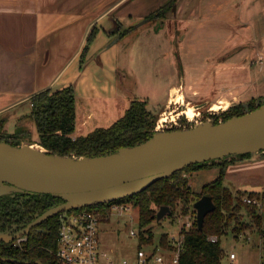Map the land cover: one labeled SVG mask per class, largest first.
I'll return each mask as SVG.
<instances>
[{"label":"crops","instance_id":"crops-1","mask_svg":"<svg viewBox=\"0 0 264 264\" xmlns=\"http://www.w3.org/2000/svg\"><path fill=\"white\" fill-rule=\"evenodd\" d=\"M131 1L0 0V132L15 134L28 130L34 143L38 142L30 117L29 95L46 86L73 85L76 134L88 132L90 119L96 111H101L102 116L106 114L96 105L97 101L105 104V110L113 107L116 99L124 104L129 97L118 93L117 43L113 38L118 29L133 28L125 25L120 15L121 8ZM220 14H227L229 20L237 16L242 28L250 29V36L239 33L241 40L235 46L241 48V53L236 56L233 50L212 63L210 59L205 60V71L201 74L210 77L200 89L183 82L182 78L176 84L171 83L165 98L168 103L177 99L184 102L179 92L182 84L203 96L212 92L204 98L214 110L264 94V0L180 1L174 5L171 16L160 21L162 25L169 22L172 35L168 33L163 38L162 52L156 51L153 56H175L168 50L174 47V41H183L201 25L207 28L209 20ZM228 23L223 19L227 29L236 26ZM93 28H96L95 36L87 43ZM122 33L123 30L120 36L126 34ZM85 46L87 50L82 55ZM176 49L179 50V43ZM218 91L221 92L219 96ZM186 103L185 110H193L189 99ZM30 122L33 126L28 129ZM218 173V166L196 169L190 175L189 185L198 192ZM225 179L241 190L244 185H264V151L229 163L225 167Z\"/></svg>","mask_w":264,"mask_h":264},{"label":"trees","instance_id":"trees-1","mask_svg":"<svg viewBox=\"0 0 264 264\" xmlns=\"http://www.w3.org/2000/svg\"><path fill=\"white\" fill-rule=\"evenodd\" d=\"M174 0L149 12V18L165 17ZM129 29H123V34ZM121 31V29H119ZM96 33L93 28L88 35L90 43ZM87 46L83 48L85 54ZM31 102L30 117L33 119L38 134V145L50 153L75 157L95 156L116 151L122 146H130L145 141L155 132L157 120L156 111L150 109L147 101L133 98L124 112L108 126H97L86 133L76 134L75 91L73 85H66L53 90L46 86L29 95ZM264 102L262 96L250 98L246 102L233 104L215 115L212 122L223 121L234 115H241L256 108ZM170 130V129H169ZM13 145L22 144L23 140L32 142V134L21 130L15 134L0 132V141ZM251 153L231 154L222 158L201 161L184 166L174 171L170 176L160 178L144 189L116 201L135 206L138 210L140 235L138 247L151 243L153 231L151 222L156 220L157 209L168 205L170 217L183 216L189 208L196 213L194 202L202 195L211 196L215 208L208 212L199 228L196 219L188 227L182 226L184 233L183 245L179 252L178 264H224L222 259L225 251L221 245V237L228 231L230 221L236 224L231 231L240 232L248 228L250 223L258 228L262 224V214L253 202L243 200V195L264 200V186L259 191L232 190L224 184L225 167L236 159L250 156ZM231 157V158H229ZM229 158V159H228ZM218 166V175L203 184L198 192L191 190L189 185L192 171L208 166ZM59 196L50 193L28 191H10L0 195V231L13 234L21 230L36 215L47 208L62 202ZM112 202L87 206L89 209L100 210L107 215ZM83 207L72 208L80 209ZM69 209L68 211H71ZM59 216L56 213L34 225L29 232L17 241L0 240V264H59L55 257V248L59 234ZM250 222V223H249ZM216 239L211 240L210 236ZM175 249L170 235L162 232L156 244L147 251L152 255L159 251L165 256ZM8 258V259H7ZM39 261V262H38ZM41 262V263H40Z\"/></svg>","mask_w":264,"mask_h":264},{"label":"rangeland","instance_id":"rangeland-1","mask_svg":"<svg viewBox=\"0 0 264 264\" xmlns=\"http://www.w3.org/2000/svg\"><path fill=\"white\" fill-rule=\"evenodd\" d=\"M169 1L171 0H133L121 8V20L125 25L133 26V28L129 29L123 36H120V31H117V35L113 40L117 43L118 93L129 98L124 104H121L118 99L114 100L112 102L114 106L106 107L107 110H105L104 103L100 104L97 101L96 105L102 107L106 114L102 116L101 111H96L90 119V126L87 131L96 126H108L111 124L124 112L129 101L133 98L145 99L148 107L156 111L157 120L155 126L159 118L162 120L159 123L160 128H156L157 130H173L191 127L205 121L212 122L215 118L214 116L219 115L224 110L210 108L211 104L208 101L201 107H195L194 105L197 103L206 102L205 96H211L212 92H206L203 96V93H195L191 90L192 87H188L185 84L179 86V92L183 95L184 102H179L177 99L176 102L168 103L165 99L169 89L168 86L171 83H178L182 78L183 82H190L198 89L202 88L210 77L201 74V72L205 71L203 70L205 60L210 59V63H212L219 60L220 56H225L233 50V54L238 56V53H241V48L235 45L238 40H241L238 39L239 33L243 32L244 36H250V29L242 28L241 24L236 20L237 16L231 17L229 20V18L227 19V14H220L209 20L207 28L201 25L194 29L193 33L183 41H174V47L168 50L175 56H153L156 51L162 52L163 42L165 41L163 38H166L168 33H170V36L172 35V31L168 29L170 26L169 22L165 21L163 24L165 26H163L160 21L167 16H171L174 5L182 0H174L164 18H149V13L145 16L144 14L149 10L153 11L165 5ZM147 17V20L137 25L138 22ZM223 19L225 22L228 21V24L235 23L236 26L227 29L223 26ZM177 43H179V50L176 49ZM157 44H160V46H157ZM169 65L170 67H166ZM217 94L219 96L221 92L218 91ZM187 99L192 102L193 110H185L187 108ZM28 126L29 129L33 126V123L30 122ZM23 142L28 143L27 140H23ZM31 145L40 147L38 142L34 143V141L31 142ZM224 184L232 190L236 189L231 180L225 179ZM263 186L244 185L242 189L245 191H259ZM190 188L192 191L197 192L192 189L191 185ZM243 197L249 196L244 194ZM251 198L255 200L253 203L261 210V227L258 228L249 222L248 228L238 233L231 231L236 224L234 219L231 220L228 231L221 237V245L225 251V256L222 259L224 264H230L228 256L231 251L236 254L235 264H264V200ZM137 216L138 210L135 206H132L130 210H126L120 215L114 213L108 217L109 219L103 218L101 220L99 225V245L101 251L106 255V260L111 259L114 264H120L123 259H126L129 264H134L140 235ZM195 217L196 213L189 208V211L183 216L170 217L165 214L160 219L153 220L150 224L153 231L151 243H144L142 248L146 251L151 250L154 244L158 242L162 232L169 233L170 237L172 235L177 236L178 228L184 226L187 220L191 223ZM131 229L137 235H131Z\"/></svg>","mask_w":264,"mask_h":264},{"label":"water","instance_id":"water-1","mask_svg":"<svg viewBox=\"0 0 264 264\" xmlns=\"http://www.w3.org/2000/svg\"><path fill=\"white\" fill-rule=\"evenodd\" d=\"M58 88L53 86V90ZM205 103L207 101L194 106L201 107ZM259 151H264V102L223 121L157 130L145 141L95 156L50 153L30 143L13 145L2 140L0 195L10 191L50 193L63 201L36 215L18 232L0 231V240L20 239L34 225L56 213L134 194L186 165ZM193 205L196 223L201 228L205 215L215 208V204L211 196L204 194ZM169 211L168 205H161L156 219Z\"/></svg>","mask_w":264,"mask_h":264},{"label":"built area","instance_id":"built-area-1","mask_svg":"<svg viewBox=\"0 0 264 264\" xmlns=\"http://www.w3.org/2000/svg\"><path fill=\"white\" fill-rule=\"evenodd\" d=\"M158 120L157 125L154 127L155 129L160 128L159 123L162 120L161 118ZM243 200L255 202L250 197H243ZM111 202L110 210L105 216L101 214L100 210L89 209L86 208L87 206L60 212L58 242L55 248V257L59 264H114L111 259L106 260L105 253L101 251L99 245V225L103 218H108L114 213L120 215L124 211L130 210L131 206L116 200ZM189 225L190 222L187 220L185 226L188 227ZM177 233V236L172 235L170 237L175 249L170 252L168 259L160 250L149 256L147 251L141 247L136 250L134 264H178L179 252L184 238L182 226ZM130 234L133 236L137 235L132 229L130 230ZM20 239H17V241ZM210 239L215 240L216 236L211 235ZM228 258L230 264H235L234 259L236 258V254L233 251L229 253ZM120 264H129V262L123 259Z\"/></svg>","mask_w":264,"mask_h":264},{"label":"flooded vegetation","instance_id":"flooded-vegetation-1","mask_svg":"<svg viewBox=\"0 0 264 264\" xmlns=\"http://www.w3.org/2000/svg\"><path fill=\"white\" fill-rule=\"evenodd\" d=\"M119 30V29H118Z\"/></svg>","mask_w":264,"mask_h":264}]
</instances>
